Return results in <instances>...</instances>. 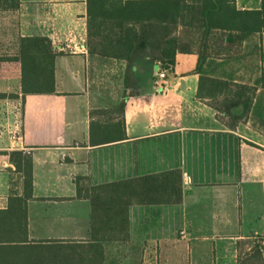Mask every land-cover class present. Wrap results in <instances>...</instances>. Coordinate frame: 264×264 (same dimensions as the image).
Segmentation results:
<instances>
[{
    "label": "crops",
    "instance_id": "0c3cea01",
    "mask_svg": "<svg viewBox=\"0 0 264 264\" xmlns=\"http://www.w3.org/2000/svg\"><path fill=\"white\" fill-rule=\"evenodd\" d=\"M228 1L264 9V0ZM0 28L15 36L19 89L20 38H46L57 54L55 93L22 97L20 89L21 112L0 121V210L11 189L22 195L9 154L32 159L28 242L90 239V206L77 198L75 178L97 186L179 171L181 203L131 205L128 239L104 243L103 264H238L246 239L261 242L264 260V32L233 45L224 34L196 36L167 67L148 50L130 62L89 54L86 0H18L0 11ZM101 70L121 78L118 103L100 91ZM206 78L232 85L214 93ZM233 93L241 101L224 109Z\"/></svg>",
    "mask_w": 264,
    "mask_h": 264
},
{
    "label": "trees",
    "instance_id": "16d2710c",
    "mask_svg": "<svg viewBox=\"0 0 264 264\" xmlns=\"http://www.w3.org/2000/svg\"><path fill=\"white\" fill-rule=\"evenodd\" d=\"M86 6L89 54L126 62L148 50L153 58L168 67L173 65L177 52L191 51V41L196 36L210 41L211 38L221 40L224 34V41L233 45L249 35L264 32V9L239 11L228 0H86ZM17 7L18 0H0V11ZM17 45L13 60L20 65L22 97L55 93L57 54L51 42L46 38H20ZM261 60L264 63V45ZM196 70L199 72L198 67ZM205 81L214 93L232 85L211 78ZM198 98H203L200 89ZM238 101H241L240 94L233 93L224 99L223 107L228 109ZM243 103L248 106L249 102ZM9 158L11 172L21 178L22 195L12 196L11 189L7 208L0 210V259L3 256L5 259L0 262L3 264H103V244L128 239L131 205H176L182 200L179 171L97 186H89L86 178H75L77 198L87 200L90 206V239L85 243H30L26 213L27 201L32 198V159L30 154L18 151L11 152ZM237 262L264 264L261 242L239 241Z\"/></svg>",
    "mask_w": 264,
    "mask_h": 264
},
{
    "label": "rangeland",
    "instance_id": "374dc122",
    "mask_svg": "<svg viewBox=\"0 0 264 264\" xmlns=\"http://www.w3.org/2000/svg\"><path fill=\"white\" fill-rule=\"evenodd\" d=\"M15 52L16 46L13 32L8 28L4 30L0 28V121L2 123L9 119L15 120L16 114L21 112L22 107L21 100L15 99L20 92L18 69L16 64L10 61ZM151 56L154 57L152 54ZM95 80L100 91L109 102L118 103L119 98L123 97L121 93V78L109 76L106 71L101 70L95 74ZM110 86L113 89L109 88ZM2 123L0 124V134L2 130H6ZM0 261H5L4 256L3 260L0 259Z\"/></svg>",
    "mask_w": 264,
    "mask_h": 264
},
{
    "label": "built area",
    "instance_id": "2783aa9c",
    "mask_svg": "<svg viewBox=\"0 0 264 264\" xmlns=\"http://www.w3.org/2000/svg\"><path fill=\"white\" fill-rule=\"evenodd\" d=\"M164 76V74L162 73V74H160V77H163Z\"/></svg>",
    "mask_w": 264,
    "mask_h": 264
}]
</instances>
